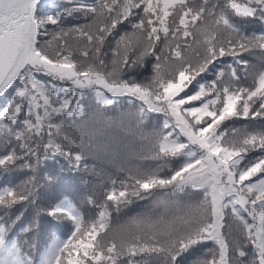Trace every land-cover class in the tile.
Masks as SVG:
<instances>
[{
	"label": "snow or ice",
	"instance_id": "6c2138e0",
	"mask_svg": "<svg viewBox=\"0 0 264 264\" xmlns=\"http://www.w3.org/2000/svg\"><path fill=\"white\" fill-rule=\"evenodd\" d=\"M0 98V264H264V0H0Z\"/></svg>",
	"mask_w": 264,
	"mask_h": 264
},
{
	"label": "trees",
	"instance_id": "16d2710c",
	"mask_svg": "<svg viewBox=\"0 0 264 264\" xmlns=\"http://www.w3.org/2000/svg\"><path fill=\"white\" fill-rule=\"evenodd\" d=\"M64 2V0H61ZM74 2H87L91 3L92 0H74ZM69 23L74 21L69 20ZM259 25L252 22L247 25L249 30L258 28ZM43 78V77H41ZM4 104V98H0V105ZM125 107H127L125 99ZM151 123V121H149ZM87 163L89 165L95 166L97 170L102 167H106L103 163L98 160L88 159ZM42 175L51 177L50 183H45L43 180L40 181V187L37 191V205L43 208L48 203L55 200L57 197L68 196L69 198H75L78 195H83L87 189L82 183V178L86 180H93L94 178L90 173H85L81 171L79 173L69 171L67 167L61 161L60 163L48 161L47 164L43 166ZM26 178V173L20 171H14L7 175H0V185H6L8 183L15 184ZM36 213V207L32 206L25 210V216L27 217L26 223L33 218ZM3 213L0 212V215ZM40 233L37 236V243H41L46 235L50 232L59 233V228L55 221L47 216L40 217Z\"/></svg>",
	"mask_w": 264,
	"mask_h": 264
},
{
	"label": "clouds",
	"instance_id": "9594fccd",
	"mask_svg": "<svg viewBox=\"0 0 264 264\" xmlns=\"http://www.w3.org/2000/svg\"><path fill=\"white\" fill-rule=\"evenodd\" d=\"M97 159H98V161H100L103 164L104 163H111V162H113L110 157L105 156L103 154H101L100 156H98Z\"/></svg>",
	"mask_w": 264,
	"mask_h": 264
}]
</instances>
